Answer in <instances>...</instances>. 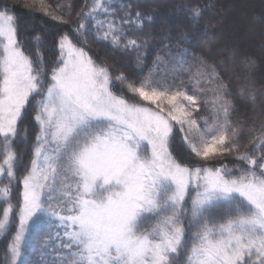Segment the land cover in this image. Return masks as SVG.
<instances>
[{
	"label": "snow or ice",
	"instance_id": "snow-or-ice-1",
	"mask_svg": "<svg viewBox=\"0 0 264 264\" xmlns=\"http://www.w3.org/2000/svg\"><path fill=\"white\" fill-rule=\"evenodd\" d=\"M2 7L0 177L8 183L0 187V234L8 233L14 212L18 219L4 264H20L32 223L48 229L40 264H264V119H256L257 107L264 113V101L257 103L264 83L242 71L254 65L250 55L231 48L210 62L203 52L177 48L179 58L158 56L146 73V57L138 55L143 78L137 79L124 71L113 76V67L98 64L64 33L49 72L42 56L26 54L15 15ZM130 7L123 0H85L72 32L86 35L91 20L98 39L138 52L142 42L129 30L143 26L144 14L137 11L134 21L130 11L117 15V8ZM65 8L71 15L70 3L39 0L40 12L71 25L56 14ZM189 10L193 18L202 14L199 7ZM30 102L38 131L14 205L22 159L14 144ZM238 103L251 107L250 125L233 120ZM245 132L255 135L242 151ZM178 134L195 158L189 163L173 155ZM232 156L238 167L225 162Z\"/></svg>",
	"mask_w": 264,
	"mask_h": 264
},
{
	"label": "trees",
	"instance_id": "trees-1",
	"mask_svg": "<svg viewBox=\"0 0 264 264\" xmlns=\"http://www.w3.org/2000/svg\"><path fill=\"white\" fill-rule=\"evenodd\" d=\"M45 2L53 5L70 3L72 6L71 15H67V8L63 11H57L56 14H64L66 19L73 23L65 25L53 21L49 16L39 11V0H36L35 3H33V0H0V10H4L3 4L9 6L10 14H14L16 17L18 36L26 54L33 58H36L38 54L42 56L49 72L51 67L55 66L59 55L56 41L60 35L68 33L73 42L78 47H83L98 64L106 63L113 67V76L124 71L130 76L142 79L143 76L137 67L138 55L146 57L147 67L144 69L146 73L147 69L152 67L153 60L158 56L165 59L179 58L180 53L176 51L177 48L187 49L189 53H195L196 55L203 52L210 62L225 55L226 50L237 48L241 53L250 55L255 61L254 65L242 71L249 72L257 84L264 83V67H260V55L264 58V52L260 47L262 43L264 44V32L261 31L264 28V17L262 16L264 14V4L262 2L257 3V1H254L248 4V6L261 7L260 11H254L251 23L260 27L261 30H256V32L263 33L262 40L260 38L258 41L244 43L243 41L246 40L248 33L238 31V25L243 22L238 4L244 2V0H123L131 7L117 8L118 16H124L125 13L130 11L133 13L132 19L134 21V14L139 11L145 17L142 27H137L133 23L129 30L131 37H135L142 42V47L138 52L124 51L122 48L113 47L110 41L98 39L92 26L94 21L91 20L86 21L88 24L86 35L83 31L79 36L73 34L72 29L76 27V13L85 5V0H45ZM91 2L92 0H87V3L90 4ZM192 7H199L201 10L202 14L199 18L192 17L189 10ZM229 9H232V11ZM149 16L151 20L147 19ZM96 19H104V15L98 13ZM243 20L250 22V20ZM36 36L40 37L39 41L34 38ZM188 59L191 60V56ZM224 75L225 79H228L231 73H225ZM181 78L187 81L188 77L185 75ZM236 88L237 82L233 77V92L236 91ZM112 90L118 95L121 94V85L114 82ZM124 94L131 98L126 89ZM261 101H264V97L258 98V105ZM238 107L241 111L233 116V120L242 117L250 125L253 122L251 107L245 108L240 103H238ZM206 114V110L202 109L200 115ZM34 115V104L30 102L26 106L21 123V136L16 139L14 144L18 156L22 158L17 163L16 174L18 179L12 187L11 203L14 205L20 200L22 193V183L19 182V179L27 171L29 161L32 159L33 141L38 131V125L33 120ZM256 119L257 122L264 119V113L259 107L256 109ZM252 135L255 134L250 135L245 132L242 136L240 141L242 151L245 150V145H249ZM172 151L173 155L182 163H189L190 160L195 159L188 155V150L182 143L179 134L173 142ZM234 160L235 157L232 156L228 157L225 162L228 163L230 168L238 167V163H234ZM7 183L6 178L0 177V187ZM3 206L4 202L0 201V209ZM11 219L12 223L9 226L8 233L0 234V264H4L7 244L16 231L18 219L15 212ZM51 230L54 231L55 228L53 227ZM47 231L48 229L42 223H32L30 225L29 231L26 233L25 244L22 246L20 264H40V246L46 239L45 233ZM46 255L51 258V252L46 253Z\"/></svg>",
	"mask_w": 264,
	"mask_h": 264
},
{
	"label": "rangeland",
	"instance_id": "rangeland-1",
	"mask_svg": "<svg viewBox=\"0 0 264 264\" xmlns=\"http://www.w3.org/2000/svg\"><path fill=\"white\" fill-rule=\"evenodd\" d=\"M254 1H257V3L262 2L264 4V0H244V2H240L238 4L239 11L241 10L240 12H241L242 18L246 19V20H250V22H248V21H244L242 19L243 22L238 25V31L240 30V31H245L248 33L246 40L244 39V41H243L244 43L251 42V41H253V42L258 41V40H260V38L262 40V34L263 33L260 34L259 32H256V30H261L260 27L258 25L254 26L251 23L252 17L254 15V11H258V10L260 11L261 10V7H259V6H257V7L256 6L253 7L252 5L248 6V4H250ZM229 10L232 11V9H229ZM262 16L264 17V14ZM261 31L264 32V28ZM260 47L264 52V44L263 43L260 45ZM260 56H261L260 57V67L263 68L264 67V58L262 55H260ZM177 132H178V129H177ZM193 195H195V193Z\"/></svg>",
	"mask_w": 264,
	"mask_h": 264
}]
</instances>
